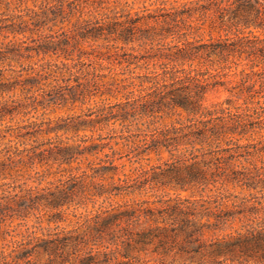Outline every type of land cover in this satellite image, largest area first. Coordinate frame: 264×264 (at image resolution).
Listing matches in <instances>:
<instances>
[{"label": "trees", "instance_id": "1", "mask_svg": "<svg viewBox=\"0 0 264 264\" xmlns=\"http://www.w3.org/2000/svg\"><path fill=\"white\" fill-rule=\"evenodd\" d=\"M91 2L47 0L30 9L29 0H0V38L30 31V19L52 27L73 22L72 30L39 44L38 54L55 58L33 66L32 78L52 91L51 98L120 97L110 114L124 121L187 113L186 122L159 130L151 140L176 158L163 163L154 185L197 191L82 210L77 176L33 196L28 181L5 180L11 171L0 161V264H264V225L235 228L242 205L225 191L229 182L256 179L239 170L240 149L251 147L240 143L249 126L239 117L247 113H228L264 110V0H164L123 13L105 0ZM102 13L107 28L99 25ZM5 55L24 56L21 43L0 41V59ZM121 55L128 62L122 71L105 63ZM92 56L109 72H96L95 61L85 60ZM131 64L149 71L135 73ZM16 70L0 73V96L17 88L30 92V66ZM221 88L229 97L210 104ZM7 110L2 105L0 116ZM29 128L10 132L30 138ZM62 154L68 164L73 152L64 148ZM135 190L119 182L109 193Z\"/></svg>", "mask_w": 264, "mask_h": 264}, {"label": "rangeland", "instance_id": "2", "mask_svg": "<svg viewBox=\"0 0 264 264\" xmlns=\"http://www.w3.org/2000/svg\"><path fill=\"white\" fill-rule=\"evenodd\" d=\"M45 1L47 0H29L30 9ZM90 1L93 3L94 0ZM163 1L152 0L149 3V0H132L129 4L127 0H124L121 6L120 0H105L104 5L109 6L113 12L123 13L156 7ZM167 1L171 3L174 0ZM9 13L11 12H5V14ZM31 21L30 19V31L0 38V41L17 39L21 43L24 54V56L11 55V57L5 55L0 59V73H15L14 69L25 72V68L30 66V92L25 93L17 88L3 97L0 96L2 103L0 107L5 104L8 109L5 116H0L4 117L0 119V161L5 162L11 171V175H8L11 178L5 180L10 181L12 176H16L21 182L28 181L30 193L37 196L47 187L58 183L59 179L75 175L81 183L77 199L84 202L82 210L92 211L125 200L132 201L168 193L175 195L178 192L189 195L196 192V189L176 190L171 184L154 185L159 179L157 173L161 171L163 163L174 161L176 158L168 151L159 152L152 146L151 140L153 136L159 134V130L179 125L180 121L186 122L187 113L183 115L158 113L155 116L138 114L124 121L110 114L111 111L116 112L113 105L119 101L120 97L118 99L104 95L78 101L69 98L67 100L51 98L49 94L52 91L47 86L35 82L31 70L33 66H40L55 57L38 54L37 48L45 38L58 36L60 32L70 31L75 26L73 22L54 27L51 26L52 23L38 26ZM205 35H208V32ZM127 52H131V49ZM120 53L123 52L120 51ZM126 57L125 55L118 58L113 56L112 60H105V63L115 67L116 71H122L128 64L125 62ZM85 60L95 61L92 66L100 69L96 72H109L108 69H102L94 56ZM129 68L139 74L149 71L148 68L140 66L135 68V64H131ZM229 94L230 92L224 88L214 91L210 95L209 103L225 101ZM240 113H247L243 119L240 117L239 119L249 126L248 133L244 135L240 143L250 144L251 147L240 149L244 156L240 157L239 170L251 175L256 174V177L254 176L256 179L233 181L226 185V193L232 194L229 197L230 201L235 200L242 205L239 208L241 214L234 226L238 229L244 223L264 225V110L244 112L231 108L228 115L235 117L240 116ZM29 123L30 138H18L17 132H10L16 129L21 130ZM50 129L54 130L50 131ZM22 130L27 131V128ZM64 148H70L73 152V155L68 158V164L63 163ZM65 168L70 170L63 171ZM119 182L129 183L133 189L136 188L135 192L128 196L125 193L118 196L109 193L110 189ZM204 193L210 196L216 192ZM34 221L35 217H31L30 224ZM47 225L45 221L44 226Z\"/></svg>", "mask_w": 264, "mask_h": 264}, {"label": "clouds", "instance_id": "3", "mask_svg": "<svg viewBox=\"0 0 264 264\" xmlns=\"http://www.w3.org/2000/svg\"><path fill=\"white\" fill-rule=\"evenodd\" d=\"M123 2H124V0H120L121 6H123ZM127 2L130 4V3H132V0H127ZM151 2H152V0H149V3H151ZM108 19L109 18L108 17H105L104 14L102 13L101 14V19L99 21V25H103L105 28L109 27V25L107 23ZM111 19L114 21L116 19V17L115 16H112ZM90 27L96 28L97 27V24L95 22H93V23L90 24ZM158 86L159 85H157V87ZM150 87H151V85H150Z\"/></svg>", "mask_w": 264, "mask_h": 264}]
</instances>
